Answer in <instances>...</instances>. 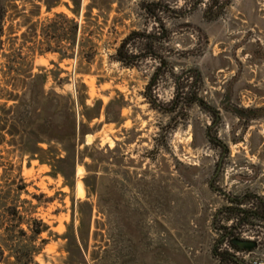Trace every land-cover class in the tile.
<instances>
[{"label": "rangeland", "instance_id": "obj_1", "mask_svg": "<svg viewBox=\"0 0 264 264\" xmlns=\"http://www.w3.org/2000/svg\"><path fill=\"white\" fill-rule=\"evenodd\" d=\"M56 12L78 23L74 56L27 47L22 55L33 73L46 74V92L75 101L86 131L81 162L73 172L57 165L65 179L32 156V135L12 146L3 132L0 144V203L34 206L49 226L36 263L74 264L81 256L87 264H264V221H242L234 211L255 201L230 202L264 199V0H81L78 15L64 5L42 8L39 32ZM18 21L7 18L13 36L24 31ZM131 32L154 34L158 58L134 39L135 66L117 62L116 48ZM2 40L0 104L1 70L17 63L21 41ZM50 41L65 52L64 40ZM177 92L183 99L175 106ZM110 101L117 122L105 119ZM83 103L98 117L82 118ZM38 147L50 148L49 158L65 156L54 142ZM232 239L257 246L236 250ZM220 252L231 257L220 261Z\"/></svg>", "mask_w": 264, "mask_h": 264}, {"label": "trees", "instance_id": "obj_2", "mask_svg": "<svg viewBox=\"0 0 264 264\" xmlns=\"http://www.w3.org/2000/svg\"><path fill=\"white\" fill-rule=\"evenodd\" d=\"M69 1L73 4V7H70L68 3L62 2V0H0V50L4 43L2 40L4 36H6L8 41L21 40L20 47L16 51L17 65L8 63L5 70H1L6 96H4L5 102L0 104V144L5 139L3 132L10 137L8 144L12 146L16 145V137L25 140L32 135V138H34L32 156L39 163L50 166L53 174H60L65 179L66 174L57 165L67 163L73 172L76 163L81 162L77 152L78 147L83 143V136L86 134L83 128L84 124L79 120L78 127L75 101L70 96L58 94L53 90L50 92L45 91L46 74L33 73V69L24 64L25 57L22 55V48L27 47L32 52L37 51L39 54L52 52L59 53L61 57L72 58L74 56L78 23L64 13L56 12L50 20L48 19L46 24L40 27L39 32V22L35 20L41 15L42 8H44L46 13H49L61 5L78 15L81 9V0ZM16 2L23 4L21 9H18ZM26 5L29 8H26ZM10 11L11 14H9ZM7 18L19 20L17 22L18 30L24 28V31L19 36H13L15 32L12 25L7 29L5 28ZM59 31H61L60 36L57 37ZM50 39H53V41L57 39L59 41L64 40L67 43L65 52H60L57 45L53 46ZM134 39L144 45V50L147 51L148 57L158 58L153 50V44L156 42L154 34L131 32L122 39L116 48L113 58L117 62L125 67L131 68L135 66L133 58L136 55L133 54L132 48ZM4 57L8 58L9 56L4 54ZM158 72L159 70L156 68L148 84L151 94L156 88ZM11 73H14V76H10ZM181 89L183 90L184 88ZM182 94V92H177L171 103L177 106L183 99ZM8 102H13V104L6 107ZM197 102L199 105L205 106L202 101L197 100ZM112 104L113 101H110L105 106V119L108 122H117L116 119L109 116L107 111V108L112 106ZM81 105L86 111L80 114L82 118L90 122L93 118L98 117V114L94 116L93 114H88L87 111L93 110L92 108L85 106L84 103ZM153 107L156 108V106ZM49 111H51L50 116ZM52 142L62 146L65 156L56 154L49 158L47 154L50 152V148L42 149L38 147L39 143L49 144ZM24 189V187L18 188V193L24 191ZM33 197L36 196L34 195ZM17 199L18 195L15 201ZM250 201H255V208L243 209L236 207L234 209L235 214L242 215V221H264L263 198L243 195L238 199L232 198L230 200L236 206H242ZM34 208L33 206L32 210L22 209L17 205V201L9 205L0 203V264H37L35 258L41 253L42 245H37L36 243L40 235L49 230V226L34 216ZM232 240L230 241L232 247L236 250H241L242 248L234 245ZM70 241L76 248L78 247L76 238H72ZM44 243L45 240H41V244ZM216 256L221 261L224 256L230 255L220 252L216 253ZM232 260L235 262L233 258ZM75 261L74 264H87L81 256H78Z\"/></svg>", "mask_w": 264, "mask_h": 264}, {"label": "water", "instance_id": "obj_3", "mask_svg": "<svg viewBox=\"0 0 264 264\" xmlns=\"http://www.w3.org/2000/svg\"><path fill=\"white\" fill-rule=\"evenodd\" d=\"M232 243L245 250H251L257 246V243L251 240L234 239L232 240Z\"/></svg>", "mask_w": 264, "mask_h": 264}]
</instances>
